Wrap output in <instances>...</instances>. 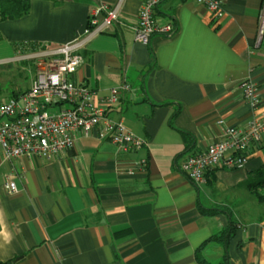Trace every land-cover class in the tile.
Segmentation results:
<instances>
[{
    "label": "crops",
    "instance_id": "obj_1",
    "mask_svg": "<svg viewBox=\"0 0 264 264\" xmlns=\"http://www.w3.org/2000/svg\"><path fill=\"white\" fill-rule=\"evenodd\" d=\"M116 1L32 0L22 18L0 20V73L21 44L83 38L93 11ZM263 1L221 0L217 17L197 0H162L156 15L175 32L142 44L133 31L142 2L124 0L73 79L97 104L128 84L107 115L148 144L123 151L96 131L50 160L8 159L0 147V263L219 264L227 254L229 264H264V204L247 187L264 166V140L246 166L221 165L200 185L182 172L228 127L264 115ZM247 79L261 94L257 110L240 89ZM7 178L17 192L7 191ZM231 218L237 229L225 248L215 238Z\"/></svg>",
    "mask_w": 264,
    "mask_h": 264
},
{
    "label": "built area",
    "instance_id": "obj_2",
    "mask_svg": "<svg viewBox=\"0 0 264 264\" xmlns=\"http://www.w3.org/2000/svg\"><path fill=\"white\" fill-rule=\"evenodd\" d=\"M123 2L117 0L113 7L101 4L96 8L81 39L60 46L38 44L19 48L13 63L32 62L37 74L28 90L18 96H8L0 105V147L8 159L35 155L50 160L73 149L80 137H91L96 131L101 139H108L123 151L138 150L148 144L107 115L109 107L119 101L121 90L130 88L128 84L113 90L103 104H97L93 90L73 79L84 63L83 50L120 20ZM141 2L133 26L135 40L149 44L155 35L171 36L175 32L174 25L156 15L162 0ZM197 2L217 17L221 16V0ZM263 36L264 1L259 15V41ZM240 89L247 103L257 110L262 100L254 82L247 79ZM263 140L264 115L254 118L243 128L228 127L221 142L189 156L182 172L191 183L200 185L221 165L231 169L246 166L249 149ZM5 187L10 194L18 191L16 182L10 178Z\"/></svg>",
    "mask_w": 264,
    "mask_h": 264
},
{
    "label": "trees",
    "instance_id": "obj_3",
    "mask_svg": "<svg viewBox=\"0 0 264 264\" xmlns=\"http://www.w3.org/2000/svg\"><path fill=\"white\" fill-rule=\"evenodd\" d=\"M31 2L32 0H0V20L3 22L6 21H14L22 18L25 16L29 11L31 10ZM37 44H21L17 47L19 48H25L27 47H35ZM27 63V62H26ZM30 66V64H28ZM27 66V67H28ZM31 67V66H30ZM20 68L23 69V71H20L18 73V78L21 80H28L29 74L26 69V66H21ZM22 74V75H21ZM13 88V86H12ZM3 90L1 88L0 83V105L4 102L2 95ZM23 91H11L10 96H18ZM250 193L254 196V198L257 200L258 203L264 204V166L261 167V169L256 173V177L254 179H251V182L247 185ZM220 212V210H215L213 213ZM229 216L231 217L230 213ZM237 225L236 222H234L231 218V223L229 226L223 230V232L217 236L215 239L222 243L225 248H227V245H229L230 241L233 239L235 233H236ZM198 259L200 260V255H198ZM201 264H204L203 261H200ZM12 262H6V263H0V264H11ZM219 264H229L228 256L227 254L224 255L223 260Z\"/></svg>",
    "mask_w": 264,
    "mask_h": 264
},
{
    "label": "rangeland",
    "instance_id": "obj_4",
    "mask_svg": "<svg viewBox=\"0 0 264 264\" xmlns=\"http://www.w3.org/2000/svg\"><path fill=\"white\" fill-rule=\"evenodd\" d=\"M26 62L25 63L18 62V63L11 64L10 68H7V70H4L0 73L1 88L4 91L2 95L3 100H5L8 96H10L9 94L13 90L15 91L27 90L31 86L32 82L35 80L36 74H37V68L32 62H29V61H26ZM28 64H30L31 67L28 66ZM23 65L26 66V69L29 74L28 80L26 81L18 78V76H20L18 75V73L20 71H23V69L20 68Z\"/></svg>",
    "mask_w": 264,
    "mask_h": 264
},
{
    "label": "water",
    "instance_id": "obj_5",
    "mask_svg": "<svg viewBox=\"0 0 264 264\" xmlns=\"http://www.w3.org/2000/svg\"><path fill=\"white\" fill-rule=\"evenodd\" d=\"M20 259H21V258H19V259L15 260V262L19 261Z\"/></svg>",
    "mask_w": 264,
    "mask_h": 264
},
{
    "label": "clouds",
    "instance_id": "obj_6",
    "mask_svg": "<svg viewBox=\"0 0 264 264\" xmlns=\"http://www.w3.org/2000/svg\"><path fill=\"white\" fill-rule=\"evenodd\" d=\"M8 238L6 237V240H7Z\"/></svg>",
    "mask_w": 264,
    "mask_h": 264
}]
</instances>
